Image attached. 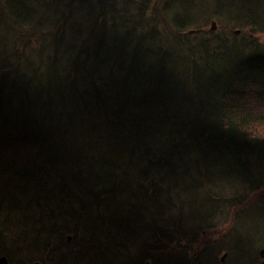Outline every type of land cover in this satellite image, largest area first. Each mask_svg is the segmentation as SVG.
<instances>
[{
    "label": "trees",
    "instance_id": "obj_1",
    "mask_svg": "<svg viewBox=\"0 0 264 264\" xmlns=\"http://www.w3.org/2000/svg\"><path fill=\"white\" fill-rule=\"evenodd\" d=\"M261 32L264 0H0L2 238L143 262L186 206L263 204Z\"/></svg>",
    "mask_w": 264,
    "mask_h": 264
},
{
    "label": "rangeland",
    "instance_id": "obj_2",
    "mask_svg": "<svg viewBox=\"0 0 264 264\" xmlns=\"http://www.w3.org/2000/svg\"><path fill=\"white\" fill-rule=\"evenodd\" d=\"M216 28V27H215ZM258 37H260L261 41H264V32L258 33ZM264 201V199L262 200ZM255 203H249L248 206L249 208L244 209L245 206H239V205H229L232 206V208H228L227 205H224L225 203L222 201H215L217 205V208H219V212L216 211H211V210H202L198 211L197 213L193 214V211L189 209V207H185L183 209L184 213L189 216L187 219L189 220L188 222L191 224L192 221H194L193 227L197 226L196 223H199L200 226L196 228H192L193 232H186L184 234L183 240L176 241L174 243L172 242H167L165 247H160V248H155L153 249L150 253H147V260H150L152 264H193L191 261L192 257L189 256L190 250L196 246L197 250L200 248L206 249L209 246L210 247H216V256L215 259L212 260V263H219V252L220 250H224L223 248L228 247L226 243V237H222L221 239L217 237L219 233L223 230V228H226L229 225V221L232 219V217H235L237 213L242 211L241 216L238 220L237 223L240 222L241 227H238V229L235 231L237 235L245 234L247 237L249 234H253V238L256 240L257 244L264 245V202L258 203V201H254ZM258 203V205L256 204ZM188 205V204H187ZM235 207V208H234ZM192 211V212H191ZM222 216H221V214ZM257 213H260L261 215L259 216ZM193 217H192V215ZM191 215V216H190ZM198 217H202L205 219V221L197 219ZM213 218V219H212ZM192 220V221H191ZM242 220V221H241ZM226 222L228 224L226 225ZM178 233V237H180ZM86 237V236H84ZM80 239L82 242L81 244H78L77 240H74L71 242L72 239L68 240V243L64 247V250L68 251L71 248H78L79 251L81 248H83L82 244L86 243L85 241H90L91 239H86L84 238ZM252 238V239H253ZM133 240L127 242L125 247L127 248L128 252H131V255L128 257L127 256V250L124 251L120 249L118 251V255H110V259H112V264H142L143 262L140 261V253L145 249V246L143 242H138L140 244H137L134 246V243L132 242ZM0 243L3 246V252H9L12 251L13 249L16 251L15 255L19 257V263L20 264H32L35 262L42 263V261L35 260L34 257H32V254L36 248L34 245L30 244V248H27L26 252H21L18 253L20 248L22 249V244L23 242L21 241H13L12 239H3L0 236ZM24 244H27L24 243ZM74 244L76 246H74ZM87 244V243H86ZM146 245V244H145ZM200 245V246H199ZM259 246V245H258ZM258 246L256 248H258ZM230 247V246H229ZM140 250V253H139ZM148 250V248H146ZM200 251V250H199ZM205 251V250H204ZM13 253V254H14ZM139 253V254H138ZM202 253V252H201ZM219 254V255H218ZM37 256H42L44 258L43 262L45 260L48 261V254L42 253L39 251V253L36 252ZM145 255L146 251L144 253V260H145ZM69 257L70 263L69 264H80L73 260V257H70L69 254H67ZM66 256V257H67ZM140 256V257H139ZM32 257V258H30ZM30 259H32V262H29ZM29 260V261H28ZM64 261V257L61 259V262L59 261V258H56L54 261H50L49 263L54 264H61ZM43 264V263H42ZM48 264V263H47ZM95 264H100V263H95ZM222 264V263H220Z\"/></svg>",
    "mask_w": 264,
    "mask_h": 264
},
{
    "label": "flooded vegetation",
    "instance_id": "obj_3",
    "mask_svg": "<svg viewBox=\"0 0 264 264\" xmlns=\"http://www.w3.org/2000/svg\"><path fill=\"white\" fill-rule=\"evenodd\" d=\"M219 210L220 209L218 208L217 211L219 212ZM240 213L242 212L240 211ZM240 213L238 212L237 215H235V217H232V219L237 221L241 217L239 216ZM227 224L228 222H226V225ZM234 227H237L235 231L238 229V227L242 228L240 222L237 223V225H235ZM232 229H233V226L229 224L226 228H223L221 233L217 235V237H219L220 239L222 237L224 238L226 237L227 239H226L225 244L228 245V247L223 248L224 250H220L219 252L220 255L218 254L219 255L218 258L220 262L218 264L220 263L222 264H260L262 263V261L264 260V257H262L260 252L262 251V249L264 250V245L257 244L256 240L253 237L251 241H244L240 239L242 234L239 236L237 235V233H235V231L230 232ZM254 234L255 233H253L252 235ZM0 236L2 237L1 233H0ZM67 240H68V237H67ZM1 244L2 243H0V264H20L19 263L20 259L19 257H17L18 255L17 256L15 255L16 251L13 249L12 251L4 253L3 246ZM257 246L258 248H256ZM199 250H197L196 246H194L190 250L191 252H189L190 253L189 256L192 257L191 261L193 262V264H217V263H212V260L215 259V256L217 254L216 247L209 246L206 249L200 248ZM246 255H249V258L247 260L245 257ZM35 263H32V264H35ZM180 264H183V263H180Z\"/></svg>",
    "mask_w": 264,
    "mask_h": 264
},
{
    "label": "bare ground",
    "instance_id": "obj_4",
    "mask_svg": "<svg viewBox=\"0 0 264 264\" xmlns=\"http://www.w3.org/2000/svg\"><path fill=\"white\" fill-rule=\"evenodd\" d=\"M217 205H218V204H216L215 201H210V202L207 203V205H205V206L203 205V206L201 207V209H199V211L206 210V209H207V210H211V211H216V210L218 209V208H217ZM239 215H241V213H240ZM197 219L202 220V221H205V219H203L202 217H198ZM188 221H189V220H188ZM191 221H192V220H191ZM241 221H242V220H241ZM193 224H194V221H192L191 224H189L188 222H185L184 224H181V225H183V226H181V228H183V231H184V230H186L187 228L192 227ZM229 224H230L231 226H233V229H232L230 232L235 231V229H236L237 227H234V226L237 225V221H235V220L232 219V220H230ZM196 225L200 226L199 223H196ZM190 229H192V228H190ZM184 234H185V233L180 232L179 235H182L181 237H184ZM252 237H253L252 234H249L247 237L245 236V234H242V236H241L240 239H242V240H244V241H251V240H252ZM199 246H200V245H199ZM260 253H261L262 257H264V256H263V255H264V250H263V249H262V251H261ZM245 257H246V260H247V259L249 258V255H246ZM146 261H149L150 264H152L150 260H145L142 264H144ZM262 262H264V260H263Z\"/></svg>",
    "mask_w": 264,
    "mask_h": 264
},
{
    "label": "water",
    "instance_id": "obj_5",
    "mask_svg": "<svg viewBox=\"0 0 264 264\" xmlns=\"http://www.w3.org/2000/svg\"><path fill=\"white\" fill-rule=\"evenodd\" d=\"M215 27H216V23H215L214 21H212V22H211V28H210V29L214 30ZM235 32L238 33L239 30H236ZM69 239H70V238L68 237V240H69ZM263 263H264V262H262V263H260V264H263ZM35 264H41V263L36 262ZM144 264H150V262H149V261H146Z\"/></svg>",
    "mask_w": 264,
    "mask_h": 264
}]
</instances>
